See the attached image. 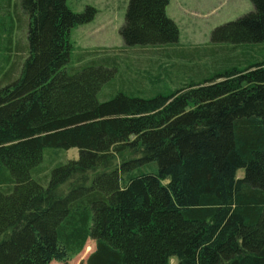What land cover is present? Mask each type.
<instances>
[{"label":"trees","instance_id":"1","mask_svg":"<svg viewBox=\"0 0 264 264\" xmlns=\"http://www.w3.org/2000/svg\"><path fill=\"white\" fill-rule=\"evenodd\" d=\"M250 2L212 43H264V0ZM168 3L128 0L124 45L176 44ZM13 6L26 40L0 78V264H65L87 239L86 264H264V66L179 95L99 100L112 57L67 69L70 30L96 9ZM46 147L79 154L44 181L32 173Z\"/></svg>","mask_w":264,"mask_h":264},{"label":"rangeland","instance_id":"2","mask_svg":"<svg viewBox=\"0 0 264 264\" xmlns=\"http://www.w3.org/2000/svg\"><path fill=\"white\" fill-rule=\"evenodd\" d=\"M15 1L11 0L6 7V0H0V78L11 64L17 60L21 62L25 55L24 51L17 50L25 46L26 27L25 23L19 25L17 9L13 6ZM209 1L169 0L166 14L174 20L179 30L176 44L126 47L119 29L124 23L128 0H66L73 12L83 11L87 5L96 9L91 22L70 30L72 49L67 69L78 70L91 62L101 63L107 56L112 57L117 64L114 75L97 94L99 100H106L118 92L143 98H152L158 93L167 96L177 92L179 95L207 82L223 79H215L216 76L235 79L250 66H264V43L232 46L210 41L211 31L215 27L252 10L250 0H217L207 4ZM216 50L221 53L211 54ZM191 54L196 57H187ZM166 104L152 112L161 111ZM78 154L76 147L67 150L46 147L42 162L32 176L45 181L52 167L76 159ZM243 173L240 169L237 176ZM94 247V242L87 239L83 248L65 264H86ZM177 261V258H170L169 264H176Z\"/></svg>","mask_w":264,"mask_h":264},{"label":"crops","instance_id":"3","mask_svg":"<svg viewBox=\"0 0 264 264\" xmlns=\"http://www.w3.org/2000/svg\"><path fill=\"white\" fill-rule=\"evenodd\" d=\"M180 1V0H179ZM215 1H217V0H210L207 4H210L211 2L212 3H214ZM229 0H227V2H228ZM180 5H182V4H180ZM182 7V6H181ZM182 9V8H181ZM171 18V17H170ZM172 19V18H171Z\"/></svg>","mask_w":264,"mask_h":264}]
</instances>
